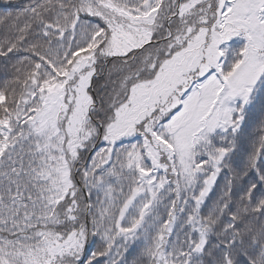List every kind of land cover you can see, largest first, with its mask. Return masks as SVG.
<instances>
[{
	"label": "snow or ice",
	"instance_id": "obj_1",
	"mask_svg": "<svg viewBox=\"0 0 264 264\" xmlns=\"http://www.w3.org/2000/svg\"><path fill=\"white\" fill-rule=\"evenodd\" d=\"M0 264H264V0H0Z\"/></svg>",
	"mask_w": 264,
	"mask_h": 264
}]
</instances>
